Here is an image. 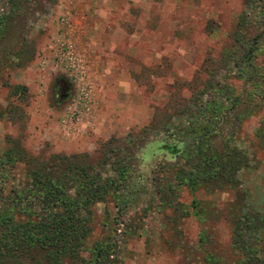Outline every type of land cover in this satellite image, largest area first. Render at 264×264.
Masks as SVG:
<instances>
[{"label": "rangeland", "instance_id": "rangeland-1", "mask_svg": "<svg viewBox=\"0 0 264 264\" xmlns=\"http://www.w3.org/2000/svg\"><path fill=\"white\" fill-rule=\"evenodd\" d=\"M31 1L28 36L22 40L24 30L8 21L0 45V155L16 146L37 162L95 158L105 142L139 133L154 115L174 116L210 85L204 101L224 99L215 120L221 137L233 129L232 146L245 158L233 187H183L173 202L178 211L141 217L150 171L168 160L157 150L159 138H151L133 172L139 200L121 223L112 202L94 204L82 256L111 239L113 264H204L207 257L228 263L235 258L231 223L244 214L263 223L264 248V75L247 80L249 69L239 76L221 60L237 20H254L256 8L243 0ZM262 60L264 43L254 61ZM14 175L23 177L20 168Z\"/></svg>", "mask_w": 264, "mask_h": 264}, {"label": "trees", "instance_id": "trees-1", "mask_svg": "<svg viewBox=\"0 0 264 264\" xmlns=\"http://www.w3.org/2000/svg\"><path fill=\"white\" fill-rule=\"evenodd\" d=\"M243 1L247 7L256 8V16L254 20H237L231 34L232 45L221 60L231 61L239 76L246 75L249 69L250 74L245 77L249 80L257 71L264 75V60L262 65L254 61L264 43V0ZM0 2L4 6L0 8L1 45L8 21L19 33L24 30L33 2ZM247 29L252 32L250 37ZM27 32H22V40ZM25 54L29 55V51ZM2 56L1 52V65L5 63ZM210 89L208 85L193 93L188 108L182 107L174 116L162 119L154 115L149 126L139 133L105 142L95 158L51 155L37 162L22 149L7 147L0 155V264H113L111 239L93 244L86 259L82 256L92 229L91 208L110 201L116 221L121 223L142 193L140 180H133V172L140 160V150L151 138H159L157 150L168 160L158 162L150 171L152 192L142 203L141 217L153 210L178 211L173 202L176 192L183 187L189 191L233 187L245 158L232 146L233 129L221 137L215 120L224 99L215 96L210 102L204 101L210 97ZM210 103L215 109L204 113L212 108ZM17 168L22 171V179L15 178ZM262 224L258 217L253 219L245 214L235 218L230 236L235 258L223 263L207 257L204 264H264V248L259 239ZM128 230L127 233L133 232V228Z\"/></svg>", "mask_w": 264, "mask_h": 264}]
</instances>
